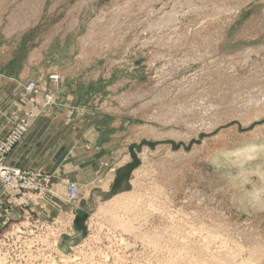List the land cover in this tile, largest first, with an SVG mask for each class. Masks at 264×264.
Listing matches in <instances>:
<instances>
[{"label":"rangeland","instance_id":"obj_1","mask_svg":"<svg viewBox=\"0 0 264 264\" xmlns=\"http://www.w3.org/2000/svg\"><path fill=\"white\" fill-rule=\"evenodd\" d=\"M5 77L54 94L15 115L79 188L33 213L26 264H264V0H0Z\"/></svg>","mask_w":264,"mask_h":264},{"label":"built area","instance_id":"obj_2","mask_svg":"<svg viewBox=\"0 0 264 264\" xmlns=\"http://www.w3.org/2000/svg\"><path fill=\"white\" fill-rule=\"evenodd\" d=\"M56 76L58 75L52 74L50 78L58 80ZM24 90L41 112L54 104V94L47 90L43 82L30 80L25 84ZM38 115L33 107L21 115H14L8 132L0 135V186L7 190V197L0 209L4 208L3 213L6 214L9 211L11 213L13 208L23 212L22 219H16L14 224L0 235V264H26L22 258L36 252L28 234L33 224V213L40 214L47 202L58 199L72 203L79 197L78 184L70 178L60 180V184L67 187V191L61 193L57 189L56 174L23 169L8 162V154L22 140Z\"/></svg>","mask_w":264,"mask_h":264},{"label":"crops","instance_id":"obj_3","mask_svg":"<svg viewBox=\"0 0 264 264\" xmlns=\"http://www.w3.org/2000/svg\"><path fill=\"white\" fill-rule=\"evenodd\" d=\"M29 73H31V69H27L23 75L21 76V79L24 80L26 77H28ZM14 81L16 83L18 82V86L13 92V97H10L8 94V90L6 91L7 98L5 97L4 100L9 101L8 104V111H5L4 116L9 118V116H14L15 114H18L19 112H23L26 109V104L24 101V86L26 83H21L18 80L14 78L5 77L4 79H1L0 89L5 84H12ZM17 93V94H16ZM2 93H0L1 95ZM1 105V104H0ZM7 106V103L5 107ZM0 110H4V107ZM3 116V117H4ZM48 120L41 117L38 119H35L32 123L34 126L26 132V134L23 137L22 142H19L8 154V162L14 166L21 167L23 169L28 170H43L46 172L54 173L56 174V182H57V189L61 187L60 180L62 178H70L71 176L66 175L64 172L65 170L59 169L52 170L53 165L57 161L56 158L53 156V150L48 146L49 141L45 138L48 131V126L46 125ZM10 126L8 129H6L3 132H0V135H4L8 132ZM46 139V140H45ZM62 170V171H61ZM79 179V178H78ZM59 184V185H58ZM64 189V188H60ZM7 197V190L5 187L0 186V201L3 198ZM13 212L17 214H21L22 212L18 208H14ZM5 222L4 217L0 213V228Z\"/></svg>","mask_w":264,"mask_h":264},{"label":"bare ground","instance_id":"obj_4","mask_svg":"<svg viewBox=\"0 0 264 264\" xmlns=\"http://www.w3.org/2000/svg\"><path fill=\"white\" fill-rule=\"evenodd\" d=\"M56 78H57V79H58V78L60 79V76L58 75V76H56ZM59 79H58V80H59ZM58 80H57V82H58ZM55 81H56V80H55ZM263 183H264V182H263ZM119 216H120V215H119ZM34 258H35V257H34ZM38 258H39V257H38ZM30 259H31V258H30ZM29 264H30V263H29Z\"/></svg>","mask_w":264,"mask_h":264},{"label":"water","instance_id":"obj_5","mask_svg":"<svg viewBox=\"0 0 264 264\" xmlns=\"http://www.w3.org/2000/svg\"><path fill=\"white\" fill-rule=\"evenodd\" d=\"M88 215L87 214H85V217H87Z\"/></svg>","mask_w":264,"mask_h":264}]
</instances>
